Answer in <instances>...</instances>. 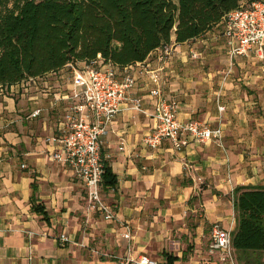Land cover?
Here are the masks:
<instances>
[{
  "label": "crops",
  "instance_id": "1",
  "mask_svg": "<svg viewBox=\"0 0 264 264\" xmlns=\"http://www.w3.org/2000/svg\"><path fill=\"white\" fill-rule=\"evenodd\" d=\"M222 22L190 41L178 43L173 35L169 58L160 47L130 65L137 76L131 97L143 111L124 103L101 143L117 175L114 187L102 189L112 220L88 209L83 181L51 158L55 147L47 138L58 133L68 105L54 95L68 91V71L0 91V264H125L128 247L134 258L163 263L170 253L174 264H232L211 251L212 227H236V187L264 186V62L254 53L231 59L218 43L231 59L223 69L204 47L222 38ZM156 89L177 105L181 121L221 127L222 141L201 144L182 135L147 145L144 136L157 123ZM61 234L69 242L60 243Z\"/></svg>",
  "mask_w": 264,
  "mask_h": 264
},
{
  "label": "trees",
  "instance_id": "2",
  "mask_svg": "<svg viewBox=\"0 0 264 264\" xmlns=\"http://www.w3.org/2000/svg\"><path fill=\"white\" fill-rule=\"evenodd\" d=\"M253 1L0 0V85L99 55L120 67L144 62L170 44L173 35L178 43L198 38ZM103 162V187L109 189L117 175ZM233 201L237 225L232 247L238 262L264 264V186H238ZM165 257L164 264L177 259L170 253Z\"/></svg>",
  "mask_w": 264,
  "mask_h": 264
},
{
  "label": "built area",
  "instance_id": "3",
  "mask_svg": "<svg viewBox=\"0 0 264 264\" xmlns=\"http://www.w3.org/2000/svg\"><path fill=\"white\" fill-rule=\"evenodd\" d=\"M222 21L219 34L228 47L231 59L254 53L264 62V0L243 3ZM173 52L171 44L163 47L166 58L171 57ZM191 55L195 59L200 57L195 50H191ZM63 68L69 73L68 91L60 89L54 96L56 101L66 100L68 105L58 133L47 138V142L55 147L51 158L66 164L83 181L87 189L88 209L101 213L105 220H112L115 217L114 209L102 195L104 159L101 143L109 134L110 126L124 103L130 101L134 109L143 111L140 99L131 97L137 76L130 65L122 67L119 74L114 64L101 55L88 61H72ZM40 77H29L10 86L0 85V91H12L18 84H22V87L30 83L38 85ZM151 95L156 99V110L152 117L157 123L154 130L144 136L147 145L157 148L168 139L179 141L182 135L201 144L213 139L222 141L221 127L210 128L198 120L181 121L177 105L163 98L160 89L154 90ZM219 109L222 111L225 107L219 106ZM40 113L41 109H36L32 116L37 117ZM232 230L215 223L210 247L212 252H221L223 261L234 264ZM125 237L130 238V233ZM69 240L65 234L58 237L62 244ZM130 252L131 248L128 247V254L123 259L125 264H164L147 255L134 258Z\"/></svg>",
  "mask_w": 264,
  "mask_h": 264
},
{
  "label": "rangeland",
  "instance_id": "4",
  "mask_svg": "<svg viewBox=\"0 0 264 264\" xmlns=\"http://www.w3.org/2000/svg\"><path fill=\"white\" fill-rule=\"evenodd\" d=\"M11 5V3H9V6ZM219 39V40H218ZM217 40H214L215 43H212L211 46L207 45L204 46L206 47L208 50H212L214 51V53H216L218 55V60L217 63L223 68L226 69L228 67V64H231V59H229V56L225 50V48L223 47H219L217 48L218 43L221 44V46L224 44V40L223 38H218ZM213 47V48H212ZM212 48V49H211ZM251 56H254V54H250ZM234 62V61H233ZM206 62L202 63V65H205ZM44 76V75H43ZM233 254L235 256V251H233ZM155 259V258H153ZM240 264V263H239Z\"/></svg>",
  "mask_w": 264,
  "mask_h": 264
}]
</instances>
